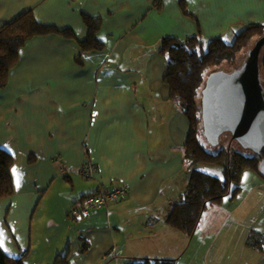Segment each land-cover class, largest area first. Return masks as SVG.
<instances>
[{"label": "crops", "instance_id": "crops-1", "mask_svg": "<svg viewBox=\"0 0 264 264\" xmlns=\"http://www.w3.org/2000/svg\"><path fill=\"white\" fill-rule=\"evenodd\" d=\"M30 9L75 37L28 40L0 89V148L19 178L0 198L2 249L34 251L28 264H50L67 249L69 264H264L262 175H243L236 198L209 205L192 237L167 222L191 164L182 149L189 123L170 100L160 51L166 36L231 42L248 24H264V0H0V26ZM84 15L101 18L102 49L82 52ZM86 161L96 169L90 177ZM125 184L120 200L71 215L85 195Z\"/></svg>", "mask_w": 264, "mask_h": 264}, {"label": "trees", "instance_id": "trees-1", "mask_svg": "<svg viewBox=\"0 0 264 264\" xmlns=\"http://www.w3.org/2000/svg\"><path fill=\"white\" fill-rule=\"evenodd\" d=\"M88 28L87 37L79 41L82 52L102 49L98 39L101 18L84 15ZM62 33L75 37L70 29L39 22L32 10H26L0 26V89L10 82V73L20 59V49L28 40L37 35ZM264 36V24H248L232 40L227 42L222 36L206 38L201 34L185 39L166 36L160 44V51L166 55L167 71L164 81L170 90V100L184 113L189 123V133L183 146L184 159L189 164H220L223 177L203 171L198 167L191 170L189 186L184 197L177 202L167 222L177 230L192 237L203 219L209 205L221 202L226 197L236 198L242 189V177L247 169L258 174L264 158L261 153L246 155L233 150L231 145L216 151L207 148L204 135L201 97L202 90L210 74L208 70L224 61L235 62L240 51L250 49L254 41ZM255 39V40H254ZM263 49V48H262ZM260 70L264 72V53L260 56ZM204 139V140H203ZM207 141V142H206ZM14 156L0 148V198L12 196L15 192L12 168ZM241 184V185H240ZM28 251L19 257L7 254L0 247V264H28ZM70 251L58 254L53 264H69ZM126 264H179L178 259L135 258Z\"/></svg>", "mask_w": 264, "mask_h": 264}, {"label": "water", "instance_id": "water-1", "mask_svg": "<svg viewBox=\"0 0 264 264\" xmlns=\"http://www.w3.org/2000/svg\"><path fill=\"white\" fill-rule=\"evenodd\" d=\"M264 36L250 49L247 59L231 72H214L202 91L204 135L217 146L229 132L243 148L261 153L264 148V87L260 55ZM264 175V158L260 163Z\"/></svg>", "mask_w": 264, "mask_h": 264}, {"label": "rangeland", "instance_id": "rangeland-1", "mask_svg": "<svg viewBox=\"0 0 264 264\" xmlns=\"http://www.w3.org/2000/svg\"><path fill=\"white\" fill-rule=\"evenodd\" d=\"M257 40L258 39L256 38V40L254 41V44L256 43ZM254 44H253V46H254ZM250 49L248 48V49H244V50L240 51V56H238L237 60L234 63L233 62L224 61L221 65H216V66L211 67L208 70V73H211V72L212 73H214V72H222L223 73V72H231V71H233L234 69H236L239 66H241L243 64V62H245V60L247 59V56H248V53H249ZM263 53H264V46H263V49H262V55H263ZM261 81H262V84H263V87H264V72L263 71H261ZM201 100H202V97H201ZM153 123L155 124L153 118L151 117V124H153ZM207 143H208L207 144V148L209 150L216 151L218 149H221L224 146L231 145L233 150L241 151V152H243L246 155H252L254 153L252 150L243 148L236 140H234L232 138V135L229 132L223 133L221 135L220 142H219V144L217 146H212L209 142H207ZM194 167H198L199 169H201L203 171H206V172H209V173H212V174H215V175L223 177L222 166L220 164L197 163L195 165L191 164L190 166H186L184 168V171H183L182 175L178 178V181L183 180V182L186 181V179H187V186L184 187L185 188L184 189L185 190L184 191V195H185V192L187 190V187L189 186V178H190L191 170ZM243 175L244 176H247V175L254 176V175H258V173L255 170L247 169L244 172ZM176 198H177L176 200H181V199H179L180 195L178 194V192H176ZM176 202H178V201H176ZM49 218H47L46 221L49 220ZM28 258L30 259V262L32 263V260L36 259L37 255H35L34 251H32L31 253H30V251H28L25 259H28ZM50 264H53V262L50 263Z\"/></svg>", "mask_w": 264, "mask_h": 264}, {"label": "built area", "instance_id": "built-area-1", "mask_svg": "<svg viewBox=\"0 0 264 264\" xmlns=\"http://www.w3.org/2000/svg\"><path fill=\"white\" fill-rule=\"evenodd\" d=\"M95 166L90 161H86L81 168V172L86 176H91L95 172ZM128 185L105 188L101 191L89 193L84 196L81 203H77L71 210V215H89L99 207L108 205L120 200L128 191Z\"/></svg>", "mask_w": 264, "mask_h": 264}, {"label": "snow or ice", "instance_id": "snow-or-ice-1", "mask_svg": "<svg viewBox=\"0 0 264 264\" xmlns=\"http://www.w3.org/2000/svg\"><path fill=\"white\" fill-rule=\"evenodd\" d=\"M6 147V146H5ZM12 173H13V175L15 176V177H17V184L19 183V178H18V173H17V169L16 168H13L12 169ZM3 236V233L2 232H0V237H2ZM3 246V240L2 239H0V247H2Z\"/></svg>", "mask_w": 264, "mask_h": 264}]
</instances>
